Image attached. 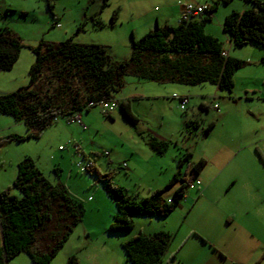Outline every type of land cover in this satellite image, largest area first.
I'll list each match as a JSON object with an SVG mask.
<instances>
[{
    "label": "rangeland",
    "instance_id": "374dc122",
    "mask_svg": "<svg viewBox=\"0 0 264 264\" xmlns=\"http://www.w3.org/2000/svg\"><path fill=\"white\" fill-rule=\"evenodd\" d=\"M180 1L51 0L58 19L55 21L47 0H0L1 26L11 29L24 45L13 68L0 71V96L28 85L29 70L35 62L30 48L40 40L60 43L73 37L79 44L106 46L113 60L125 61L131 57L133 38L139 40L157 26L167 25L163 20L159 23L158 17L170 15L169 26H178ZM259 1L264 5V0ZM206 2L217 5L212 20L207 22L211 29H219L227 12L242 13L255 8L247 0ZM93 17L101 22V29L96 28ZM233 49L238 54L234 58L246 61L247 65L235 74L231 94L219 92L210 84L193 87L173 82L155 83L127 74L125 86L115 98H132L133 112L139 119L137 125L126 121L119 107L105 113L96 106L82 112V125L60 117L38 139L0 141V192L9 189L12 195L21 197L13 184L18 163L30 157L51 184L66 186L84 206L81 221L50 264H67L71 256L78 258V264H126L121 244L142 231L175 235L164 262L170 253L193 258L188 247H183L187 244L188 228H201L207 221L219 222L224 214L231 217L223 220V227L219 222L222 238L224 234L225 239L233 236L237 240L230 246V258L234 257L237 263L264 264V95L260 94L264 89V47L249 44ZM214 95L218 97L216 101L211 100ZM175 96L190 97L185 111L180 109ZM201 102L208 104L209 109H201ZM217 102L219 111L214 107ZM185 120L189 121V128ZM195 122L199 123L197 128H194ZM210 123L215 127L208 135L203 129ZM10 134L26 136L27 128L12 116L0 113V139ZM150 135L170 142L164 156L156 155L146 145ZM115 148L120 152L119 159L131 157L119 163H129V166H118L112 158L115 165L108 164L106 153L112 154ZM187 153L193 156L191 164L202 158L207 161L204 177L198 175L193 181L199 178L203 182L200 191L188 186L185 199L167 217L135 216L133 230L110 232L109 226L118 209L103 175L111 173L110 180L115 186L138 198L164 190L163 198L170 200L181 185L177 182L167 187L174 174L180 171L182 176L191 177L187 163L180 167V158ZM89 161L101 176L94 168L81 170V165L84 167ZM232 179L237 185L230 189ZM209 186V193L194 206L192 200ZM231 220L232 226L228 223ZM203 257L206 258L204 254ZM8 264H32V261L21 253Z\"/></svg>",
    "mask_w": 264,
    "mask_h": 264
},
{
    "label": "trees",
    "instance_id": "16d2710c",
    "mask_svg": "<svg viewBox=\"0 0 264 264\" xmlns=\"http://www.w3.org/2000/svg\"><path fill=\"white\" fill-rule=\"evenodd\" d=\"M247 1H251L255 8L228 14L222 29L234 47L247 44L264 47V5L259 0ZM47 3L57 21L51 0ZM216 9L214 4L200 20L193 18L175 27L157 26L156 30L139 40L133 38L131 57L125 61L113 60L106 46L79 44L73 41V37L60 43L40 40L30 48L35 62L29 70L28 85L0 96V113L23 123L27 135L11 134L0 141L38 139L60 117L88 112L90 102L114 99L115 94L124 88L127 74L158 83L193 86L210 83L218 91L231 92L236 72L247 62L225 55L223 43L205 32V26L212 20ZM93 20L96 28L103 27L99 20L94 17ZM81 30L79 27L78 31ZM23 46L11 29L0 28V71L13 68ZM118 107L126 121L138 123L129 102L119 101ZM195 123L194 128H197L199 123ZM186 124L189 128L190 123ZM212 127L213 123L203 132L208 134ZM146 144L158 156L165 155L170 147L169 141L153 137ZM191 159V153L180 158V167L187 163L191 177L182 176L180 172L172 177L167 187L177 182L181 185L170 200L163 198L164 190H156L147 198H138L115 186L110 180L111 173L103 175L118 209L108 230L117 234L133 230L135 216L167 217L172 214L185 199L187 187L206 165L203 158L194 164H191ZM93 168L101 176L93 163L86 171ZM13 186L21 197L12 195L9 189L0 192V264H8L10 259L21 253L28 255L32 264H50L69 233L81 221L84 206L66 186L51 184L30 157L18 163V175ZM173 240L174 235L169 232H141L121 245L127 262L131 264H163ZM78 262L76 256H71L67 264Z\"/></svg>",
    "mask_w": 264,
    "mask_h": 264
},
{
    "label": "crops",
    "instance_id": "0c3cea01",
    "mask_svg": "<svg viewBox=\"0 0 264 264\" xmlns=\"http://www.w3.org/2000/svg\"><path fill=\"white\" fill-rule=\"evenodd\" d=\"M183 3H185V2H183L182 0L179 3V15H178V23L179 24L181 23L180 22V17H181L182 4ZM1 8H2V6L0 4V9ZM228 14H230V13H228V12L225 13L224 14V17H226ZM161 20L165 21V23H167V25H171L170 24L171 23L170 15H163L162 17H158L157 18V21L159 23L161 22ZM223 21L224 20H222V22ZM222 22L220 23L219 29H211L210 27H208L206 25L205 26V32L207 34L211 35V36H214V37L218 38L223 43L225 52L227 53V56L234 57L235 55H238V54H235V52H234V49L233 48H235V47L233 46V43L230 40L229 35L227 33H225L223 31V29H221L222 28ZM1 23H2V20H0V28H2V26H1L2 24ZM247 45H249V44H247ZM254 46H257L258 48H261V46H258V45H255V44H254ZM237 57H239V56H237ZM234 81H235V79H234ZM150 82H152V81H150ZM155 83H158V82H155ZM205 84H210V83H203L201 85H205ZM183 85H186V84H183ZM201 85H196V86H201ZM210 85H212V84H210ZM186 86H193V85H186ZM212 86H214V85H212ZM193 87H195V86H193ZM234 88H235V84H234ZM234 88H233V90H234ZM233 90L231 92H228V93L231 94L233 92ZM219 92H221V91H219ZM260 92H261L260 93L261 95H264V89H262ZM182 95H185V94L182 93ZM181 98H188V103L190 102L189 101L190 100L189 99L190 98L189 96H175V99L179 100V102H180V99ZM217 98L218 97L216 95H214L211 98V100L216 101ZM115 99H117L119 101L129 102L130 107H131V110H132V113L135 115V113L133 112L135 109H134V106H132V101H131L132 98H127L126 96H123V97H118V98H115ZM137 100H139V99H137ZM215 106H217V108ZM200 107H201V109H205V110H208L209 109L208 104H206L204 102H201ZM214 107H215V109L217 111H219L220 108H219L218 102L216 104H214ZM185 110H186V108H185ZM185 110H183V111H185ZM138 122H139V119H138ZM188 122L189 121H187V120H185V122H184L186 127H187V124L186 123H188ZM214 127H215V124L213 123V127L208 132V135H210L212 133ZM6 136H8V135H6ZM151 137H153V136L150 135L149 138H151ZM153 138H156V137H153ZM118 153H120V152H118L117 148H115V150L112 152V154L111 153H108V155H107L109 157L108 158V164L111 163V165H115L110 160V158H112L113 161H117L115 163H117L118 166H121V165L126 166L127 164L129 166V163H127V164L126 163L119 164V163H121V161L122 162H125L127 160H130L131 157L129 156L130 158L129 157L123 158L125 160H123L121 158L119 159ZM133 155L135 156V153H132V156ZM192 158H193V156H192ZM206 164H207V161H206ZM204 167H203V169H204ZM203 169L200 171V174L199 175H202ZM161 170H162V167H161L160 171ZM166 179L167 180H170L169 177H167ZM195 181H200L201 182V185L197 187L198 190H199L200 187L203 186V182L199 178H197ZM212 182H211V184H212ZM231 182H232V184H230V189H233L237 185L236 184V180L235 179H232V180H230V183ZM197 188H194V189H197ZM209 189H210V186L205 190L204 193H202L201 195H197V198L196 199H193V200L191 199L192 202L194 201L193 203H195L194 206H196L198 204V201L200 199H202L203 197H206V195L209 193ZM189 212H192V210L190 209ZM228 217H231V216H229L227 214H224L223 218L221 220H219V222L222 223V227H223V220H225ZM219 222L213 223V222L207 221L206 225H202L201 228H199V227L198 228L197 227L196 228L195 227L194 228H190L189 227L188 230L190 232L188 234V238L186 239L187 244H189V246L186 243H184L183 244V247L184 248L185 247H188L189 253L190 252L193 253V258H191L190 255H189L190 258L189 257L184 258L181 255L179 256L178 253L177 254L176 253H170L169 254V257L166 258V260H165V262L163 264H246V262H243L242 263V261H239L240 263H237L236 261H238V260H236L234 257H231L230 258V254H229V252H230V250H229L230 249V246H233L234 244H236L237 240L233 236H232V238L225 239L224 234H223V238H222V230L223 229L220 228ZM228 223L231 226L234 225V221L233 220H231ZM142 233L149 234L150 232L142 231ZM174 238H175V235H174ZM203 254L206 257L205 259L203 257ZM125 262H127V260ZM123 264H124V262H123ZM126 264H131V263L127 262Z\"/></svg>",
    "mask_w": 264,
    "mask_h": 264
},
{
    "label": "built area",
    "instance_id": "2783aa9c",
    "mask_svg": "<svg viewBox=\"0 0 264 264\" xmlns=\"http://www.w3.org/2000/svg\"><path fill=\"white\" fill-rule=\"evenodd\" d=\"M210 10V5L207 4L206 0H202L195 2V1H187L182 4V12H181V22H187L190 19L198 18L204 15L206 12ZM225 55L227 53L225 52ZM188 103L187 98H181L180 99V109L185 110L186 105ZM96 106H100L102 110L105 113H112L116 108L119 106V100L117 99H102L99 101L90 102L87 106V108H93ZM217 108V106H215ZM83 111L74 113L72 115H69L66 119L69 123H76L78 125H82V114ZM76 150L78 149V146L75 145ZM60 149H63L60 147ZM108 155V153H106ZM92 166L91 162H88L84 167L81 165V170L86 171L88 168ZM201 185L200 181L192 182L189 185V188L194 189Z\"/></svg>",
    "mask_w": 264,
    "mask_h": 264
},
{
    "label": "clouds",
    "instance_id": "9594fccd",
    "mask_svg": "<svg viewBox=\"0 0 264 264\" xmlns=\"http://www.w3.org/2000/svg\"><path fill=\"white\" fill-rule=\"evenodd\" d=\"M210 8H211V6H210ZM198 18H200V17H198ZM180 19H181V17H180ZM180 22H181V20H180ZM188 99V98H187Z\"/></svg>",
    "mask_w": 264,
    "mask_h": 264
}]
</instances>
